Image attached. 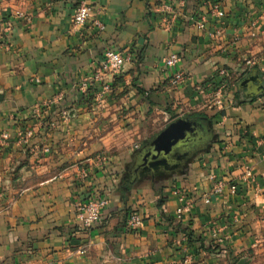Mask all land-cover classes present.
<instances>
[{
	"label": "crops",
	"instance_id": "0c3cea01",
	"mask_svg": "<svg viewBox=\"0 0 264 264\" xmlns=\"http://www.w3.org/2000/svg\"><path fill=\"white\" fill-rule=\"evenodd\" d=\"M86 2L91 15L76 27L78 0H0V264H227L263 246L264 89L248 97L239 84L252 73L264 85V0ZM109 49L126 58L118 73L104 66ZM175 71L185 74L177 87ZM222 78L217 112L208 84ZM183 116L206 127V142L131 180L137 150ZM244 166L256 186L203 203L213 176L238 180ZM174 188L194 199L181 222ZM92 197L108 201L85 228L78 205Z\"/></svg>",
	"mask_w": 264,
	"mask_h": 264
},
{
	"label": "built area",
	"instance_id": "2783aa9c",
	"mask_svg": "<svg viewBox=\"0 0 264 264\" xmlns=\"http://www.w3.org/2000/svg\"><path fill=\"white\" fill-rule=\"evenodd\" d=\"M168 5L165 4V8ZM212 12L217 18L224 17V11L221 8L220 4L218 2H214L211 5ZM91 15V6L87 4L86 0H78V3L74 9L73 12V25L76 27L83 26L89 16ZM13 17L18 18H25L23 12L15 11L13 14ZM96 25L100 27L99 22L96 21ZM203 22H200L198 27L202 28ZM11 24L7 21L3 24L2 30L4 32L10 31ZM216 32V31H215ZM214 32V33H215ZM214 33H211L210 35H213ZM179 56L176 53H170L166 58H164L163 63L164 67L166 68H174L176 63L178 62ZM126 58L124 55H122L119 51L109 49L105 51L104 53V66L112 73H118ZM248 64L253 65V60H248ZM221 76H225V70H221L220 72ZM100 74H97L95 76V79H99ZM185 80V74L182 71H175L172 73V76L169 78V85L173 87H177L181 83H183ZM209 87H211V104L212 107H215L219 112L221 108L224 107V100L226 97L227 92V82L224 80V78L219 79L218 82H210L208 84ZM210 106V105H209ZM66 117V114H64ZM33 135V132L31 130H26L25 132H18L17 137L19 139V142L26 143ZM9 138V134L7 132L0 134V142H4ZM134 148H138L137 144H134ZM49 146H46L44 148V152H49ZM262 157L264 158V150L262 152ZM80 176L82 178H85L87 176V172L85 170H82L80 172ZM213 186L207 194L202 196V201L204 204L210 203V196H220L223 193H228L232 196H235L240 193V191L243 189L244 186H253L255 185L254 182V175L252 172L251 167L244 166L243 167V173L241 178L237 180L231 179L226 180L224 177H216L213 176ZM256 186V185H255ZM172 194L177 198V201L179 202V206L175 210V220L176 222L183 221L184 216L189 214L191 207L193 206L194 199L193 197L182 189L174 188L172 191ZM107 198L106 197H92L88 199L86 202L78 205V218L82 224L83 227L89 228L91 225L95 222H97L100 219L101 211L107 204ZM244 206V204H242ZM143 220L140 214L136 211H132L129 214L127 225L132 229H138L142 226ZM190 259L186 257L182 264H186Z\"/></svg>",
	"mask_w": 264,
	"mask_h": 264
},
{
	"label": "water",
	"instance_id": "95a60500",
	"mask_svg": "<svg viewBox=\"0 0 264 264\" xmlns=\"http://www.w3.org/2000/svg\"><path fill=\"white\" fill-rule=\"evenodd\" d=\"M242 83L245 87L244 94L248 97L264 89L259 76L252 73L240 82V87ZM206 131V127L194 117L183 116L171 120L137 150L131 180H135L140 172L151 170L157 164L168 167L179 165L180 157L184 153L193 146L206 142Z\"/></svg>",
	"mask_w": 264,
	"mask_h": 264
},
{
	"label": "rangeland",
	"instance_id": "374dc122",
	"mask_svg": "<svg viewBox=\"0 0 264 264\" xmlns=\"http://www.w3.org/2000/svg\"><path fill=\"white\" fill-rule=\"evenodd\" d=\"M227 264H264V245L244 251L241 256H235Z\"/></svg>",
	"mask_w": 264,
	"mask_h": 264
},
{
	"label": "trees",
	"instance_id": "16d2710c",
	"mask_svg": "<svg viewBox=\"0 0 264 264\" xmlns=\"http://www.w3.org/2000/svg\"><path fill=\"white\" fill-rule=\"evenodd\" d=\"M185 234H187V237L190 236V231H188L186 228L181 229Z\"/></svg>",
	"mask_w": 264,
	"mask_h": 264
},
{
	"label": "flooded vegetation",
	"instance_id": "af4514ba",
	"mask_svg": "<svg viewBox=\"0 0 264 264\" xmlns=\"http://www.w3.org/2000/svg\"><path fill=\"white\" fill-rule=\"evenodd\" d=\"M244 83L241 84V87H243ZM245 90H242V92H244Z\"/></svg>",
	"mask_w": 264,
	"mask_h": 264
}]
</instances>
